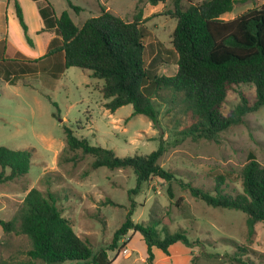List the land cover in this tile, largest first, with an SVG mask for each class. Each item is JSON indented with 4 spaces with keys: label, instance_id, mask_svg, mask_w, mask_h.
Instances as JSON below:
<instances>
[{
    "label": "rangeland",
    "instance_id": "obj_1",
    "mask_svg": "<svg viewBox=\"0 0 264 264\" xmlns=\"http://www.w3.org/2000/svg\"><path fill=\"white\" fill-rule=\"evenodd\" d=\"M19 1L36 47L28 45L14 3L0 0V53L7 49L6 59L17 58L15 52L8 51L10 44L24 55L19 59L30 65H34L30 60L47 53L56 35L53 31L38 34L44 26L39 7L49 2L56 15L67 11L79 27L100 16L103 9L126 22L139 18L145 26L146 66L157 60L159 76H173L178 70V55L172 44L177 20L169 14L175 10L173 0L157 6L148 0H73V5L81 8L79 13L67 0ZM205 1L184 0L182 9ZM263 4L264 0H236L234 9L221 18L231 20ZM43 63L48 72L9 76L14 84L5 72L0 73V147L29 151L32 162L25 178L0 184V219L12 220L32 189L50 190L59 197L63 215L76 234L97 252L113 243L134 202L135 223L155 225L163 237L165 229L171 233L184 231L196 242L193 248L177 243L169 255L155 250L154 264H264V223H257L250 235L244 212L210 206L194 197L190 188L215 195L220 185L228 194L243 193L242 170L250 158L254 156L264 166V106L246 114L217 139H194L185 134L191 123L180 95L173 97L163 90L155 98L160 114L156 128L146 116H133L132 105L109 111L105 107L109 100L100 93L104 83L93 78L91 71L66 69L51 58L38 64L40 70ZM243 97L253 105L255 88L237 86L228 94L223 114L229 116ZM66 128L92 145L114 150L119 157L147 155L162 143L165 152L159 164L176 178L166 182L152 177L138 194L129 195L137 184L133 171L105 167L93 170L91 155L66 150ZM31 247L28 237L6 233L0 226V263L28 261ZM109 257L113 264H148L143 236L130 231L116 251H109Z\"/></svg>",
    "mask_w": 264,
    "mask_h": 264
},
{
    "label": "trees",
    "instance_id": "obj_2",
    "mask_svg": "<svg viewBox=\"0 0 264 264\" xmlns=\"http://www.w3.org/2000/svg\"><path fill=\"white\" fill-rule=\"evenodd\" d=\"M14 3L16 16L31 48L35 41L30 35L23 7L19 0ZM40 2L43 0H33ZM48 1V0H44ZM76 13L80 7L67 0ZM165 0H148L157 6ZM175 10L169 14L177 20L172 44L178 55V70L173 76L157 74V60L146 66L144 55L145 26L139 21L126 22L115 14L102 10L98 17H92L82 27L77 26L70 14L64 11L56 15L48 2L39 7L44 28L40 32L53 31L54 37L47 53L26 64L19 57L24 56L11 44L8 51L17 58L6 59L7 49L1 51L0 73L18 77L26 74L48 72L43 63L47 58L68 69L77 67L91 71V76L103 81L100 93L109 100L105 107L112 113L119 108L132 105L133 116L144 115L157 128L160 114L155 98L168 90L173 97L180 95L190 127L185 134L194 139H217L218 135L239 124L243 117L264 106V4L247 10L240 16L224 20L221 17L234 9L236 0H208L200 5L182 9L184 0H173ZM40 32L38 34H40ZM6 63V64H5ZM54 76V74H53ZM11 84L16 81L8 79ZM240 85L255 88L253 105L245 97L242 103L229 115L222 108L228 94ZM66 150L82 151L93 157L92 169L105 167L109 170L131 169L136 177V188L131 194H138L143 184L152 177L171 182L175 174L159 164L165 148H159L147 155L119 157L114 150L92 145L88 139L79 138L66 128ZM29 151H13L0 147V184L25 178L31 169ZM243 193L231 195L223 192L220 185L216 194L199 188H191L194 197L215 208L242 211L247 215L250 235L257 223H264V166L252 156L242 170ZM56 193L32 189L24 200L18 214L10 221L0 219V226L6 233L25 235L31 242L27 252L28 261H2L0 264H65L68 262L87 264H113L109 251H116L120 241L130 232H139L147 245L148 264H154L155 250L169 255L170 248L182 243L188 248L196 246L186 232L171 233L165 229L163 235L156 226L135 223L133 209L126 221L116 231L113 243L108 248L95 252L87 240L80 238L70 220L63 215Z\"/></svg>",
    "mask_w": 264,
    "mask_h": 264
},
{
    "label": "built area",
    "instance_id": "obj_3",
    "mask_svg": "<svg viewBox=\"0 0 264 264\" xmlns=\"http://www.w3.org/2000/svg\"><path fill=\"white\" fill-rule=\"evenodd\" d=\"M128 252V250H124V253H127Z\"/></svg>",
    "mask_w": 264,
    "mask_h": 264
},
{
    "label": "crops",
    "instance_id": "obj_4",
    "mask_svg": "<svg viewBox=\"0 0 264 264\" xmlns=\"http://www.w3.org/2000/svg\"><path fill=\"white\" fill-rule=\"evenodd\" d=\"M41 20H42V19H41ZM42 22H43V21H42ZM43 28H44V26H43ZM43 28H42V29H43ZM39 32H40V31H39ZM23 52H24V51H23Z\"/></svg>",
    "mask_w": 264,
    "mask_h": 264
}]
</instances>
